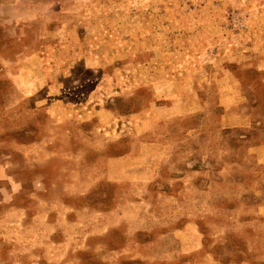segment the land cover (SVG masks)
Wrapping results in <instances>:
<instances>
[{"label":"rangeland","instance_id":"1","mask_svg":"<svg viewBox=\"0 0 264 264\" xmlns=\"http://www.w3.org/2000/svg\"><path fill=\"white\" fill-rule=\"evenodd\" d=\"M262 143L264 0H0V264H264Z\"/></svg>","mask_w":264,"mask_h":264},{"label":"crops","instance_id":"2","mask_svg":"<svg viewBox=\"0 0 264 264\" xmlns=\"http://www.w3.org/2000/svg\"><path fill=\"white\" fill-rule=\"evenodd\" d=\"M197 97H198L197 95L194 96V94H191L190 99L185 101L183 108H182L183 110H180V112H176L177 106L175 105H173L172 107H169L168 111H170L171 117L187 116L193 112H199L202 107L198 103L199 100ZM229 103L227 105H229ZM222 105L226 106L223 100L221 99V106ZM220 121H223L222 127H230V128L248 129V128H251V124H252L251 118L247 116L246 114H241V113H236V114L225 113L224 116L221 115L217 117V122H220ZM248 150H249V154L253 156L254 161L257 164L264 165V143L253 145L249 147ZM165 151L160 150L159 154L156 157H152L153 159H155L156 163L160 162L162 159H165L167 155V152ZM262 213L264 215V206L262 207Z\"/></svg>","mask_w":264,"mask_h":264}]
</instances>
